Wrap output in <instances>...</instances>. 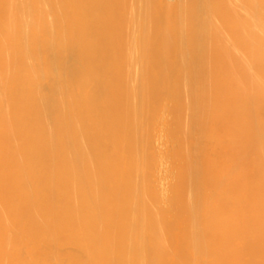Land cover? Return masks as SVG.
<instances>
[{
	"label": "bare ground",
	"instance_id": "obj_1",
	"mask_svg": "<svg viewBox=\"0 0 264 264\" xmlns=\"http://www.w3.org/2000/svg\"><path fill=\"white\" fill-rule=\"evenodd\" d=\"M0 264H264V0H0Z\"/></svg>",
	"mask_w": 264,
	"mask_h": 264
}]
</instances>
